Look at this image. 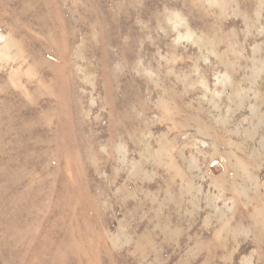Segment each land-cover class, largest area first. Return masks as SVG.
<instances>
[{
  "label": "rangeland",
  "instance_id": "obj_1",
  "mask_svg": "<svg viewBox=\"0 0 264 264\" xmlns=\"http://www.w3.org/2000/svg\"><path fill=\"white\" fill-rule=\"evenodd\" d=\"M0 264H264V0H0Z\"/></svg>",
  "mask_w": 264,
  "mask_h": 264
}]
</instances>
